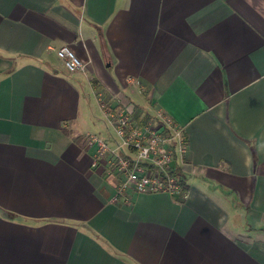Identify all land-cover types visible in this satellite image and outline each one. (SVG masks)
Listing matches in <instances>:
<instances>
[{
	"label": "crops",
	"instance_id": "0c3cea01",
	"mask_svg": "<svg viewBox=\"0 0 264 264\" xmlns=\"http://www.w3.org/2000/svg\"><path fill=\"white\" fill-rule=\"evenodd\" d=\"M97 93L184 129L186 200L115 198ZM0 264H264V0H0Z\"/></svg>",
	"mask_w": 264,
	"mask_h": 264
},
{
	"label": "built area",
	"instance_id": "2783aa9c",
	"mask_svg": "<svg viewBox=\"0 0 264 264\" xmlns=\"http://www.w3.org/2000/svg\"><path fill=\"white\" fill-rule=\"evenodd\" d=\"M58 54L69 74L85 71L84 62L68 46H61ZM97 99L117 143L111 147L96 134L87 135V141L94 148L93 167L106 160L110 170L122 176L115 198H123L132 187L136 193L164 192L186 200L188 192L173 163L176 155L183 157L187 151L184 129L161 111L136 121L125 109H114L102 93Z\"/></svg>",
	"mask_w": 264,
	"mask_h": 264
},
{
	"label": "rangeland",
	"instance_id": "374dc122",
	"mask_svg": "<svg viewBox=\"0 0 264 264\" xmlns=\"http://www.w3.org/2000/svg\"><path fill=\"white\" fill-rule=\"evenodd\" d=\"M91 101H92V106L91 108H93V112L92 111H89V115H88V119L87 121L84 123V127H85V130L86 131H89V132H92V133H95L97 131H99L102 126L100 124L101 122V118H103V114L102 112L99 110V105H98V102L96 101L95 97L92 96L91 94ZM93 113V114H92ZM101 128H98L100 127Z\"/></svg>",
	"mask_w": 264,
	"mask_h": 264
},
{
	"label": "trees",
	"instance_id": "16d2710c",
	"mask_svg": "<svg viewBox=\"0 0 264 264\" xmlns=\"http://www.w3.org/2000/svg\"><path fill=\"white\" fill-rule=\"evenodd\" d=\"M177 175H178V177H179V180H180V182H181V184H182V186L186 189V179H185V177L184 176H180V174L179 173H177ZM9 215V214H8ZM11 216V215H10Z\"/></svg>",
	"mask_w": 264,
	"mask_h": 264
}]
</instances>
